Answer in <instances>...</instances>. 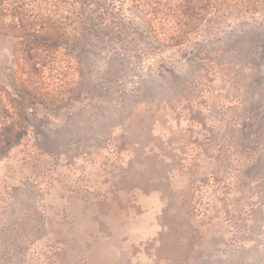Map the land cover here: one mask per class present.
I'll return each instance as SVG.
<instances>
[{
    "label": "rangeland",
    "instance_id": "rangeland-1",
    "mask_svg": "<svg viewBox=\"0 0 264 264\" xmlns=\"http://www.w3.org/2000/svg\"><path fill=\"white\" fill-rule=\"evenodd\" d=\"M11 5L0 264H264V3L181 44L134 0L39 40Z\"/></svg>",
    "mask_w": 264,
    "mask_h": 264
},
{
    "label": "trees",
    "instance_id": "trees-1",
    "mask_svg": "<svg viewBox=\"0 0 264 264\" xmlns=\"http://www.w3.org/2000/svg\"><path fill=\"white\" fill-rule=\"evenodd\" d=\"M103 0H0V11L12 4L10 14L21 17V24L36 40L62 36L66 28L83 24L81 15L90 13ZM138 8L151 15L158 33L172 44L182 43L195 23L214 3L220 1L236 5H260L264 0H134ZM94 7V8H93ZM61 11L60 13H58ZM66 12V13H64ZM30 16V21L28 17ZM71 20H65L70 19ZM66 21V22H65ZM58 23V24H56ZM41 24V25H40ZM38 25L40 28L37 29ZM33 32V33H32ZM79 35H75L78 37Z\"/></svg>",
    "mask_w": 264,
    "mask_h": 264
}]
</instances>
